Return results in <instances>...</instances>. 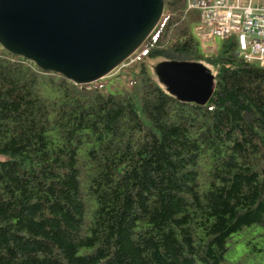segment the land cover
<instances>
[{"label": "trees", "instance_id": "16d2710c", "mask_svg": "<svg viewBox=\"0 0 264 264\" xmlns=\"http://www.w3.org/2000/svg\"><path fill=\"white\" fill-rule=\"evenodd\" d=\"M188 1L165 0L128 87L2 49L0 264H264V67L236 37L203 53ZM158 58L213 66L209 102L169 94Z\"/></svg>", "mask_w": 264, "mask_h": 264}, {"label": "water", "instance_id": "95a60500", "mask_svg": "<svg viewBox=\"0 0 264 264\" xmlns=\"http://www.w3.org/2000/svg\"><path fill=\"white\" fill-rule=\"evenodd\" d=\"M165 0H0V45L44 72L91 85L125 64L160 24ZM160 83L180 101L205 105L215 75L202 64L163 61Z\"/></svg>", "mask_w": 264, "mask_h": 264}, {"label": "built area", "instance_id": "2783aa9c", "mask_svg": "<svg viewBox=\"0 0 264 264\" xmlns=\"http://www.w3.org/2000/svg\"><path fill=\"white\" fill-rule=\"evenodd\" d=\"M200 11L194 33L204 50H216L215 39L236 37L239 55L264 67V2L262 0H189Z\"/></svg>", "mask_w": 264, "mask_h": 264}, {"label": "rangeland", "instance_id": "374dc122", "mask_svg": "<svg viewBox=\"0 0 264 264\" xmlns=\"http://www.w3.org/2000/svg\"><path fill=\"white\" fill-rule=\"evenodd\" d=\"M264 2V0H262ZM199 40V38H198ZM226 43L225 39H221L219 37H217L215 39V46H216V52L217 51H220L223 47V45ZM202 47V51L203 53L207 54V55H210V54H215L216 52L212 51L211 49H207V50H204L203 49V46L201 45ZM2 46L0 45V52L2 51ZM138 52V51H137ZM136 52V54H137ZM135 54V55H136ZM141 53L137 54V56H132L130 59V61H126V63L124 65H122L121 67H119L118 69H116L109 77H117V80H115L114 84H117V85H123L124 87H128L130 85V81L132 79V72L131 70H127L128 68H130L132 65H134L136 62H140L141 60V56L140 55ZM146 64L148 66V69H149V73H150V76L155 79L156 81H158V77L156 75V72L154 70V67L157 66L159 63L163 62V61H166L164 60L163 58H158V59H146ZM168 61V60H167ZM207 67L209 68V70L211 71V73L213 75H215L218 71H216V69L211 66L210 64H206ZM159 82V81H158ZM8 157L6 156H3V155H0V161H4V160H7ZM243 251L242 249H238L236 251H233L231 252L228 257L229 259L231 260H237L240 255H242Z\"/></svg>", "mask_w": 264, "mask_h": 264}]
</instances>
